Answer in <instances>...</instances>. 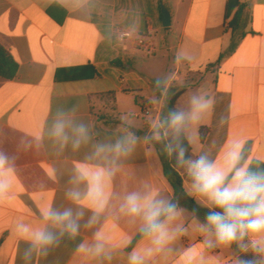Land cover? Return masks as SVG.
<instances>
[{
	"label": "crops",
	"instance_id": "crops-1",
	"mask_svg": "<svg viewBox=\"0 0 264 264\" xmlns=\"http://www.w3.org/2000/svg\"><path fill=\"white\" fill-rule=\"evenodd\" d=\"M227 2L0 0V45L17 64L12 80L0 78V150L14 158L15 168L12 187L0 202V264H129L133 252L152 247L139 221L132 223L119 205L128 192L145 186L172 201L169 153L152 137L153 124L174 97L179 110L189 108L193 94L211 98L209 113L189 128L191 158L220 159L229 141L242 139L252 167L264 169V0H231L226 12ZM161 4L170 14L167 28ZM119 30L133 37L120 41ZM138 37L155 46L152 55L138 49ZM116 61L122 64L113 65ZM140 107L149 111L147 117L139 116ZM60 109H74L76 119L89 125L88 145L76 151L53 145L47 131ZM128 134L138 139L136 150L108 181L105 211L87 226L88 201L67 196L86 190L84 183L73 182L76 168L104 166L89 160L92 145ZM179 174L188 198L209 210L188 194L185 169ZM177 205L184 211L176 223L186 231L146 264H183L189 250L194 264H233L237 246L215 245L200 229L204 222L183 200ZM49 206L83 209L79 233L28 261V242L18 236L17 225L42 227L41 213ZM97 233L111 259L78 250L93 245Z\"/></svg>",
	"mask_w": 264,
	"mask_h": 264
},
{
	"label": "clouds",
	"instance_id": "clouds-1",
	"mask_svg": "<svg viewBox=\"0 0 264 264\" xmlns=\"http://www.w3.org/2000/svg\"><path fill=\"white\" fill-rule=\"evenodd\" d=\"M211 107L210 97L193 94L187 110L170 109L166 117L153 124L152 138L159 141L171 136L166 150L169 154L175 152L177 165L185 169L189 180L188 194L209 208L205 222L200 225L201 231L214 238L217 246H237L240 255L235 257L233 264H264V169L252 167V161L243 151L244 141H229L220 159L210 158L208 154L186 157L184 140L188 139L189 128L200 122ZM74 113V109L58 110L47 131V136L60 151L68 146L76 151L92 141L89 125L76 119ZM137 144L138 139L131 134L121 135L114 142L94 143L89 160L102 161L104 166H77L73 182L77 185L84 183L86 190L73 189L67 196L76 203L88 201L92 215L86 222L87 226L95 224L105 211L109 202L106 193L108 181L119 171L122 161L136 150ZM14 171V158L0 150V202L12 187ZM183 211L177 203L148 186L128 192L119 205V212L129 217L132 223L139 221L140 233L152 244L143 253L133 252L129 264H146L148 257L164 251L178 235H182L186 229L176 222L181 219ZM41 215L42 227L17 225L18 236L28 242L25 250L28 261L33 253L47 256L65 236L75 238L85 212L83 209L74 211L70 207L61 211L49 206L42 210ZM207 246H213V239H208ZM78 250L95 256L105 254L111 259L105 253L99 233L93 245L81 244ZM194 260L195 254L189 250L184 254L183 264H194Z\"/></svg>",
	"mask_w": 264,
	"mask_h": 264
},
{
	"label": "trees",
	"instance_id": "trees-1",
	"mask_svg": "<svg viewBox=\"0 0 264 264\" xmlns=\"http://www.w3.org/2000/svg\"><path fill=\"white\" fill-rule=\"evenodd\" d=\"M231 0H228L226 4V12L229 8ZM235 47V43H233L228 51H232ZM223 57L220 56L219 60ZM113 65H121L122 61H116L112 63ZM17 71V64L13 58V56L10 54V52L6 49H4L0 45V78L5 80H12L16 74ZM176 101L177 97H174L170 100L166 111L162 114V117H166L167 113L170 109H177L176 108ZM160 118V119H161ZM201 136L203 135L202 131H200ZM171 136H169L166 139H161V144L166 148L167 144L170 142ZM184 146L187 149L186 157L191 158V149L188 145L186 139L184 140ZM167 169L170 175V184L173 189L174 197L172 199L173 202L177 203L180 200L184 201L185 207L188 208L194 215L199 217L203 222H205V217L209 210L201 208L197 206L194 201L185 194L183 188H182V178L179 173L183 171L184 168L177 165L176 162V153L173 152L172 154H169V160L167 161ZM142 235V234H141Z\"/></svg>",
	"mask_w": 264,
	"mask_h": 264
},
{
	"label": "built area",
	"instance_id": "built-area-1",
	"mask_svg": "<svg viewBox=\"0 0 264 264\" xmlns=\"http://www.w3.org/2000/svg\"><path fill=\"white\" fill-rule=\"evenodd\" d=\"M116 36L118 40L125 41L131 39L133 37V34L129 31L119 30L116 33ZM135 44L138 47V49L143 53H145L146 55H152L155 52V46L150 41H148L143 37L136 38ZM148 115H149V111L145 108L140 107L139 116L147 117Z\"/></svg>",
	"mask_w": 264,
	"mask_h": 264
},
{
	"label": "water",
	"instance_id": "water-1",
	"mask_svg": "<svg viewBox=\"0 0 264 264\" xmlns=\"http://www.w3.org/2000/svg\"><path fill=\"white\" fill-rule=\"evenodd\" d=\"M160 11L162 17V26L167 28L170 26V14L162 4L160 5Z\"/></svg>",
	"mask_w": 264,
	"mask_h": 264
}]
</instances>
